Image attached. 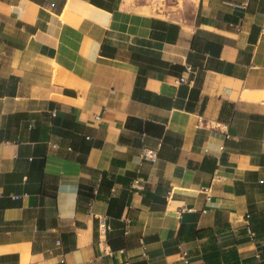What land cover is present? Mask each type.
<instances>
[{"label":"crops","instance_id":"0c3cea01","mask_svg":"<svg viewBox=\"0 0 264 264\" xmlns=\"http://www.w3.org/2000/svg\"><path fill=\"white\" fill-rule=\"evenodd\" d=\"M124 2L0 0V264H264V0Z\"/></svg>","mask_w":264,"mask_h":264},{"label":"rangeland","instance_id":"374dc122","mask_svg":"<svg viewBox=\"0 0 264 264\" xmlns=\"http://www.w3.org/2000/svg\"><path fill=\"white\" fill-rule=\"evenodd\" d=\"M132 1V0H129ZM193 0H136L137 5L145 6L142 10L148 11L149 9L153 11H159L161 13L166 12L169 6H176L179 9L184 7L186 2H191ZM195 1V0H194Z\"/></svg>","mask_w":264,"mask_h":264},{"label":"built area","instance_id":"2783aa9c","mask_svg":"<svg viewBox=\"0 0 264 264\" xmlns=\"http://www.w3.org/2000/svg\"><path fill=\"white\" fill-rule=\"evenodd\" d=\"M183 79H184V78L180 77V81H183ZM155 155H156V153H155L153 150H151V149H146V148H144V149L142 150V152H141V157H142V159H144V160L153 161V160L155 159ZM205 190H206V189H205ZM205 190H204V191H205ZM106 228H107V226L104 224V222H103L102 220H100L99 229H100L101 231H105ZM247 232L249 233V235H250L251 237L254 236V233H253L250 229H247ZM180 259L184 262V264H187V260H186L184 254L180 257Z\"/></svg>","mask_w":264,"mask_h":264},{"label":"trees","instance_id":"16d2710c","mask_svg":"<svg viewBox=\"0 0 264 264\" xmlns=\"http://www.w3.org/2000/svg\"><path fill=\"white\" fill-rule=\"evenodd\" d=\"M172 68L176 69L178 72L182 71L183 70V66L181 65H171Z\"/></svg>","mask_w":264,"mask_h":264},{"label":"bare ground","instance_id":"6f19581e","mask_svg":"<svg viewBox=\"0 0 264 264\" xmlns=\"http://www.w3.org/2000/svg\"><path fill=\"white\" fill-rule=\"evenodd\" d=\"M128 2V0H125V2L124 3H127ZM128 4V3H127ZM87 19V18H86ZM63 20V19H62ZM111 20V19H110ZM91 21V20H90ZM84 22H86V21H84ZM93 23V22H92ZM83 25H84V23H82ZM92 25V24H91ZM88 27V26H87ZM86 27V28H87ZM97 27V26H96ZM98 27H99V25H98ZM108 27V26H107ZM99 28H101V27H99ZM92 29H93V27H92ZM96 29V28H95ZM98 30V29H97ZM96 32V31H95ZM101 32V31H100Z\"/></svg>","mask_w":264,"mask_h":264}]
</instances>
